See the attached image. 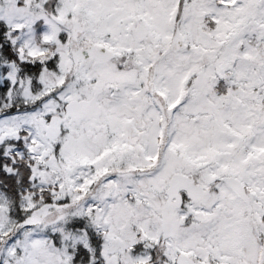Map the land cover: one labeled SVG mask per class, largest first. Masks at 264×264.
<instances>
[{
  "label": "snow or ice",
  "instance_id": "1",
  "mask_svg": "<svg viewBox=\"0 0 264 264\" xmlns=\"http://www.w3.org/2000/svg\"><path fill=\"white\" fill-rule=\"evenodd\" d=\"M0 87V264H264V0H0Z\"/></svg>",
  "mask_w": 264,
  "mask_h": 264
},
{
  "label": "trees",
  "instance_id": "2",
  "mask_svg": "<svg viewBox=\"0 0 264 264\" xmlns=\"http://www.w3.org/2000/svg\"><path fill=\"white\" fill-rule=\"evenodd\" d=\"M4 94L3 92V88L0 87V97H2ZM4 179V174L2 172H0V180H3ZM9 184H11V181L8 182Z\"/></svg>",
  "mask_w": 264,
  "mask_h": 264
}]
</instances>
